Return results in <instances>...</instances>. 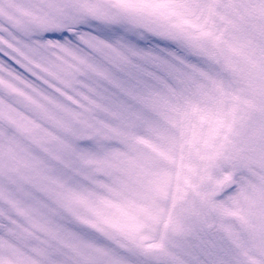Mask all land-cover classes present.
Returning a JSON list of instances; mask_svg holds the SVG:
<instances>
[{
    "label": "snow or ice",
    "instance_id": "obj_1",
    "mask_svg": "<svg viewBox=\"0 0 264 264\" xmlns=\"http://www.w3.org/2000/svg\"><path fill=\"white\" fill-rule=\"evenodd\" d=\"M0 264H264V0H0Z\"/></svg>",
    "mask_w": 264,
    "mask_h": 264
}]
</instances>
